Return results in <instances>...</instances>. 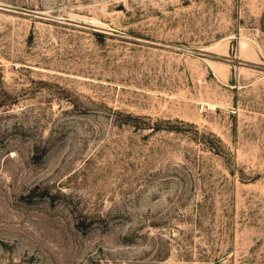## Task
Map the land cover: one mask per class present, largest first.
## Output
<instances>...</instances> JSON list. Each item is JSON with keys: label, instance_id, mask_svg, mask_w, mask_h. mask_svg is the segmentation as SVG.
Instances as JSON below:
<instances>
[{"label": "rangeland", "instance_id": "374dc122", "mask_svg": "<svg viewBox=\"0 0 264 264\" xmlns=\"http://www.w3.org/2000/svg\"><path fill=\"white\" fill-rule=\"evenodd\" d=\"M0 264H264V0H0Z\"/></svg>", "mask_w": 264, "mask_h": 264}]
</instances>
